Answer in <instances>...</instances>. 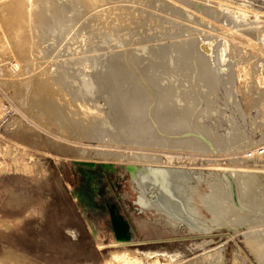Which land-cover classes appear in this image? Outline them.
Masks as SVG:
<instances>
[{"label":"rangeland","instance_id":"rangeland-1","mask_svg":"<svg viewBox=\"0 0 264 264\" xmlns=\"http://www.w3.org/2000/svg\"><path fill=\"white\" fill-rule=\"evenodd\" d=\"M107 1L115 9L109 31L129 44L108 49L107 59L122 54L118 62L139 84L153 74L147 72L153 64L167 70L169 77L162 72L159 77H168L171 83L166 84L176 88L169 90L170 96L181 99L171 103L175 109L166 125L180 127V133L187 129V137L203 149L162 143L145 146L106 135L99 141L89 139L83 136L85 129L62 127L33 104L23 107L15 90L24 84L16 78L13 86H6L1 79L0 97L8 110L0 119V162L4 163L0 165V260L3 264H111L112 252L120 251L133 264H264V37L257 42L249 25L234 23L229 6L221 4L239 0ZM247 1L253 7L248 19L264 14V0ZM178 51L185 52L179 57ZM18 61L14 58L11 64ZM202 67L208 76L202 75ZM201 75L206 82H201ZM209 84L216 86L214 91L203 94ZM96 97L101 112L108 111L106 98ZM192 98L197 99L193 111L197 116L190 120ZM208 104L206 113L198 111ZM202 123L208 124L210 135L222 138L217 150L206 143L204 130L196 128ZM78 132L80 137L73 134ZM113 132L118 138L117 130ZM129 150L195 157L179 165L187 170L190 185L201 179L197 187L203 197L196 195L190 204L203 217L210 216L203 202L210 192L207 180L229 167L251 169L250 187L260 203L222 223L199 219L205 224L203 231L190 230L186 223L173 224L162 213L143 211L138 204L135 187L149 164L128 158ZM246 153L250 156L242 158ZM115 154L125 160L114 158ZM21 159L32 162L33 171L18 170L16 162ZM164 160V156L159 159ZM129 165L135 166V175ZM112 205L129 224V240L134 242L125 247L112 244L118 240L109 212ZM132 250L137 252L130 254Z\"/></svg>","mask_w":264,"mask_h":264},{"label":"bare ground","instance_id":"bare-ground-1","mask_svg":"<svg viewBox=\"0 0 264 264\" xmlns=\"http://www.w3.org/2000/svg\"><path fill=\"white\" fill-rule=\"evenodd\" d=\"M221 4L229 6L234 23L249 25L252 37L261 42L264 37L261 31L264 14L256 13L254 18L248 19V12L253 7L247 0H239L235 4ZM114 12L115 9L109 6L107 0H0V81L2 79L6 86H13L17 78L24 84L15 90L17 99L23 107L33 104L41 109L40 114H49L48 119L62 127L71 130L85 129L86 133L83 136L89 139L99 141L106 135L110 140L119 139L145 146L162 143L172 148L180 145L203 149L196 139L188 138L187 129L180 133V127L166 125L170 122L168 114H173L172 111L175 109L171 103L181 99L180 95L177 98L170 96L172 93L169 90L172 89L174 92L176 88L166 84V81L170 82L167 70L153 64L148 70L145 68L147 72L153 74L148 76L144 84H139L137 80L130 78L125 66L118 62L122 54L115 55L112 57L113 60L107 59L108 49L112 50L115 45H129L108 29ZM142 49L147 50L146 47ZM178 52L175 54H181L178 55L181 57L185 51ZM132 57L139 61L137 56ZM14 58L19 60L21 65L18 64L19 61L11 64ZM111 62H114L112 66ZM203 69L205 68L202 67ZM206 71L203 70L202 75H205ZM161 72L166 73L165 76L168 77L161 79L159 77ZM202 77L204 80L201 82H206V77ZM213 87L209 84L202 93L212 94L216 86ZM208 89L212 91L208 92ZM110 93L111 95H108ZM96 95L106 98L104 104L108 106V111L101 112L103 110L98 108ZM197 99L192 98L188 101L190 106L187 119L192 120L197 116V113L193 112ZM209 104L200 110L198 107V111L206 113L210 110ZM7 110L8 105L0 97V119ZM12 118L14 119L13 116ZM196 128L204 130L206 143L217 150L222 138L218 137L219 135H210L206 123ZM164 129H166L164 133L167 134L162 133ZM115 130L118 138L113 134ZM184 133L187 134L177 136ZM73 134L81 136L80 132L77 135ZM165 135H171L175 139L166 140L162 137ZM235 138L233 135L232 140ZM160 151L145 153L129 150L127 154L131 160L145 161L149 164L146 168L148 171L142 173L140 180L137 181L138 186L135 187L138 192V204L143 211L155 209L173 224L186 223L190 230L203 231L205 224L199 223V219L222 223L245 214L243 211L254 207L251 206L254 202L260 203V196L250 187L253 176L251 169L248 166L242 169L229 167L224 169L223 175L217 173L213 179L207 180L210 192L204 196L203 202L209 209L210 216L203 217L198 208L190 204L196 195L203 197L197 187L201 179L198 177V183L190 185V181H187L189 177L185 173L187 170L179 165L195 157H188L185 154L163 155V151ZM8 152L7 147L5 153ZM162 156L165 160L159 161ZM248 156L250 155L246 153L242 158ZM114 158L125 160L118 154H115ZM161 162L165 164L161 165ZM30 163L32 162L25 159L18 160L16 168L31 172L33 165ZM3 164L1 161L0 165ZM129 168L135 175V166L129 165ZM154 189L157 190L155 194ZM117 229L119 233L127 234L125 225L120 221H117ZM250 240L253 242L252 238ZM133 242L115 240L112 244L125 247ZM136 252L132 250L130 254ZM112 257L114 261L111 264H133L125 260L123 252L113 251ZM0 264H3L1 260Z\"/></svg>","mask_w":264,"mask_h":264},{"label":"water","instance_id":"water-1","mask_svg":"<svg viewBox=\"0 0 264 264\" xmlns=\"http://www.w3.org/2000/svg\"><path fill=\"white\" fill-rule=\"evenodd\" d=\"M109 212H110V216H111L112 225H113V228H114V231H115L116 239H118V240H129L131 238V236H130L128 222L123 218L122 215H120V214H118L116 212V209H115L114 205L109 207ZM117 221H120L121 224L125 225V227L127 229V231H126L127 234L126 235L125 234H121V232L119 233V231L117 229Z\"/></svg>","mask_w":264,"mask_h":264},{"label":"built area","instance_id":"built-area-1","mask_svg":"<svg viewBox=\"0 0 264 264\" xmlns=\"http://www.w3.org/2000/svg\"><path fill=\"white\" fill-rule=\"evenodd\" d=\"M263 151H261L260 153H262Z\"/></svg>","mask_w":264,"mask_h":264}]
</instances>
